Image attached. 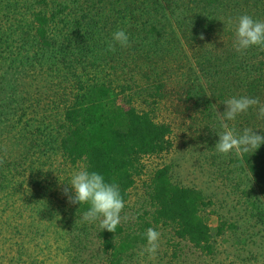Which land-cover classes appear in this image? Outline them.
Returning a JSON list of instances; mask_svg holds the SVG:
<instances>
[{
	"label": "trees",
	"instance_id": "trees-1",
	"mask_svg": "<svg viewBox=\"0 0 264 264\" xmlns=\"http://www.w3.org/2000/svg\"><path fill=\"white\" fill-rule=\"evenodd\" d=\"M182 7L186 15H194L197 8L210 26L228 24L230 18L235 21L243 14L264 20V0H0V91L7 89L5 79L16 74L20 65L24 71L39 67H62L68 71L60 77L64 86L58 98L64 107L54 115L43 116L40 103L31 100L26 90L19 98L20 88H11L6 105L0 102V116L5 119L12 114L10 118L14 120L8 133L0 117V157L5 161L0 165V192L13 189L12 183L17 179L19 186L15 188L20 189L24 186L20 178L26 176L32 187L43 189L48 185L38 192L44 197L55 185L49 184L48 163H58L53 154L60 152L68 163H84L89 172L102 174L105 182H116L124 201L130 199V190L145 173L143 159L173 147V128L157 116L158 98L167 86L161 73L149 68L146 88L142 86L131 95L125 93L129 85L115 81L121 77V68L125 71L126 67L143 66L142 61L146 64L155 61L153 55L160 53L164 43L168 15ZM188 27L189 33L200 28L190 24ZM232 27L229 37L235 36ZM117 29L129 35L131 46L117 45L114 52L108 51L107 42ZM230 42L233 44L234 40ZM249 53H252L250 61H240V65H248L249 92L258 98L264 90V50L252 46L243 54ZM229 54L237 59L243 55L234 47ZM80 66L89 75L95 73L96 79H82L83 73H77ZM108 69L110 72L102 76ZM139 97L147 108L135 105ZM208 104L205 116L211 117L213 108ZM29 116L31 120H27ZM6 138H12L11 145L19 147L17 155L5 149ZM30 156L37 157L29 160ZM244 157L250 163L249 154L244 153ZM25 159L29 162H24ZM250 165L256 171V166ZM171 169L168 165L155 171L150 193L152 209L139 213L136 228L120 222L116 231L110 232L101 230L96 221L97 238L103 251L110 255V264H123L124 255L137 243H147L145 232L149 227H170L180 240H188L202 251L213 253L215 236L233 226L222 220L214 230L203 215L213 203L201 190L174 182ZM46 198L40 202H50ZM89 207L88 203H75L70 215L66 214L67 220L72 225L78 224L81 220L76 218L80 219L79 215ZM76 249L73 261L79 262L82 254Z\"/></svg>",
	"mask_w": 264,
	"mask_h": 264
},
{
	"label": "rangeland",
	"instance_id": "rangeland-1",
	"mask_svg": "<svg viewBox=\"0 0 264 264\" xmlns=\"http://www.w3.org/2000/svg\"><path fill=\"white\" fill-rule=\"evenodd\" d=\"M194 12V15H186L182 7L175 14L168 15L164 43L162 50L158 49L160 53L153 55L155 61L151 64L142 61L143 66L126 67L125 71L121 68V77L115 81L116 84L129 85L125 93L131 95L142 86L146 88L149 68L161 73L167 86L158 98L157 116L173 128V147L165 153L143 159L145 173L137 178L130 190V199L121 212V222L137 227L139 213L152 209L150 193L155 171L169 165L174 182L201 190L213 203L203 215L214 230L222 220L233 226L222 235L215 236L213 253L202 251L188 240H180L170 227L154 226L161 234L155 257L149 259L147 253L139 255L146 246V243L139 242L124 255L123 264H264V143L248 153L256 171L244 154L237 156L232 151L225 155L215 149L218 132L223 131L217 118V112L223 113L227 107L223 101L233 96L253 97L249 92L248 65H240V61H250L252 53H240L243 55L238 59L231 57L229 52L233 44L230 40H234L235 36L229 37L228 32L232 24L210 26L208 21L203 20L201 11L195 8ZM189 24L200 28L189 33ZM20 66L16 74L5 79L7 89L0 91L3 106L11 96L9 91L20 88L19 98L26 91L30 92L31 100L40 103L43 116L63 110L64 103L58 97L64 86L60 77L68 73L67 69L39 67L24 71L23 65ZM85 72L81 66L77 70V73H83L81 78L84 80L96 79L95 73L89 75ZM199 90H204V93L198 94ZM118 91L122 92V89L118 88ZM143 95L148 96L147 93ZM258 98L264 103V90ZM120 99L123 100L122 97ZM207 102L213 108L211 117L205 116ZM136 104L148 107L142 103V97L137 101L135 99ZM17 112L19 115L20 112ZM11 115L5 119L0 116L8 133L14 122ZM27 120H31L30 116ZM226 123L237 133L249 127L264 135V119H259L256 110L251 107ZM10 140L13 141L6 138L4 147L17 155L19 147L11 145ZM53 155L58 163L52 165L49 162L47 167L51 172L49 184L53 182L55 185L51 186V192L44 193V197L38 192H43L48 185L43 189H38L36 185L32 187L26 176L20 178L24 182L20 189L15 188L19 186L17 179L12 183L13 189L10 188L7 193L0 192V264H110V255L103 251L97 238L98 223L82 224L79 221L72 225L70 219L67 220L74 205L68 200L70 193H74L69 185L71 174L84 168V163L73 165L64 160L60 152ZM33 156L29 160L37 157ZM24 162L29 161L25 159ZM65 188L68 189L67 194ZM46 196L50 202H40L47 199ZM79 216L80 219L76 220H81L82 215ZM75 235L80 242L74 238ZM76 248L82 254L79 262L73 261Z\"/></svg>",
	"mask_w": 264,
	"mask_h": 264
},
{
	"label": "clouds",
	"instance_id": "clouds-1",
	"mask_svg": "<svg viewBox=\"0 0 264 264\" xmlns=\"http://www.w3.org/2000/svg\"><path fill=\"white\" fill-rule=\"evenodd\" d=\"M235 32L233 47L237 52L243 53L252 46H258L264 50V20H254L250 15L243 14L233 21ZM203 39V35H201ZM121 48L130 47L129 35L123 29H117L112 33L111 39L107 42L108 51H115L116 46ZM227 106L223 113L217 112L223 131L219 133V140L215 144L218 153L227 155L234 151L237 156L244 153L253 152L264 143V135L257 134L254 129L245 127L241 133L229 127L226 121H233L237 115L246 113L249 108H254L259 119H264V103L259 98L249 96H233L223 101ZM4 158L0 157V165L4 163ZM69 185L74 190V195H69L70 203L90 205L89 209L81 216V222H99L101 230L107 229L115 232L117 225L121 222V212L124 209L125 201L121 195L119 185L116 182L107 183L102 174L86 168H80L71 174ZM67 194L68 189L65 188ZM127 219V216L124 217ZM160 233L149 227L145 232L146 246L142 248L139 255L147 253L149 259L155 257L160 247Z\"/></svg>",
	"mask_w": 264,
	"mask_h": 264
}]
</instances>
